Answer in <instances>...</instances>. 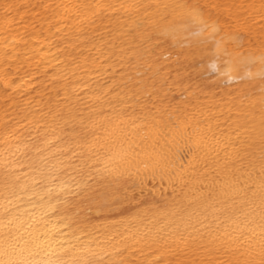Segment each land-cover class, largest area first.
<instances>
[{
    "label": "bare ground",
    "instance_id": "obj_1",
    "mask_svg": "<svg viewBox=\"0 0 264 264\" xmlns=\"http://www.w3.org/2000/svg\"><path fill=\"white\" fill-rule=\"evenodd\" d=\"M0 264H264V0H0Z\"/></svg>",
    "mask_w": 264,
    "mask_h": 264
}]
</instances>
